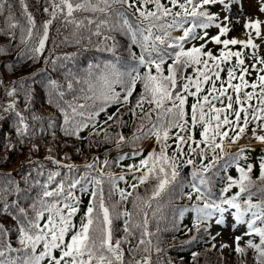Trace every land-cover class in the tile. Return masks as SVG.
Here are the masks:
<instances>
[{"label": "snow or ice", "instance_id": "6c2138e0", "mask_svg": "<svg viewBox=\"0 0 264 264\" xmlns=\"http://www.w3.org/2000/svg\"><path fill=\"white\" fill-rule=\"evenodd\" d=\"M49 3L51 18L43 21V34L38 35L35 47L30 49L34 57L44 50L49 25L58 16L76 29L85 21L89 25L93 23L91 16L77 18V12L114 16L115 23L100 20L94 34L100 36L104 25L109 32H123L130 40L123 49L127 55H120L115 37L103 35V47L100 44L95 47L98 52L110 53L111 58L97 59L95 63L90 60L78 74L69 73L83 85L80 92L86 103L65 102L71 108L72 117L66 107L56 104L64 119L60 130L66 136L79 139L81 129L91 124L89 135H99L105 128L122 127L121 117L125 112L146 124L138 123L127 137L116 132L114 137L105 133L101 138L114 140L118 150L131 145V157L124 153L113 161L122 169L119 174L101 169L98 177L82 184L86 171L81 174V180L73 179L67 187L63 179L51 187L59 171L50 170L43 183L32 180L40 189L33 193L31 187L20 186L21 183L29 185L27 173L17 180L12 170L0 172V264H150L148 255L137 259L136 252L141 245H147L143 252L162 251L145 237L155 234L149 232V213L158 219L160 199L168 195L187 201L173 206V228L186 212L191 213L193 235L184 243L195 240V233L202 229L207 232L213 222L225 226L226 217L230 216L233 218L231 229L239 225L246 228L233 237L235 251L244 253L251 249L255 264H264V20L242 15V5L237 9L240 15H234L231 6L240 4V0H49ZM217 5L220 12L210 11ZM5 6L9 9L5 16L7 28L15 29L18 22L13 18L11 3L0 0V13ZM22 7L28 27L20 28V39L27 42L33 35L35 21L27 6ZM127 9H134L131 18ZM43 11L48 13L49 7ZM259 11L264 14V0H260ZM210 27L216 28L215 34L209 35ZM176 30L181 34L173 35ZM234 31L238 35H229ZM0 33L9 38L7 46H0V55H6L16 36L13 31L3 29ZM210 42L216 46L215 51L207 47ZM133 44L139 54L131 50ZM75 55L66 53L65 57ZM44 59L47 61L49 57ZM5 63L11 70V62ZM72 86L70 80L68 88ZM5 92L12 96L16 89L6 88ZM59 95L62 97L63 93ZM30 99L26 94L25 100ZM49 103L54 101L50 99ZM110 105L117 107L109 114ZM28 107L25 103V109ZM78 108L81 111L77 112ZM85 109L86 120L74 119L77 115L84 117ZM4 110L15 114L11 127L19 138L18 143L23 144L25 137H35L37 131H45L43 126L38 130L30 127L27 117L16 109L15 100L8 101ZM100 113L105 114V120L98 121ZM31 119L42 118L33 114ZM47 123L49 129L54 128L52 119ZM3 135V147L15 151L12 133ZM245 138L260 146V155L252 157L256 144L241 143ZM146 139L152 141L147 151L143 146ZM234 146L236 150L232 151ZM39 147L33 143L29 151ZM47 159L54 165H62L54 157ZM127 159L133 162L121 163ZM94 163H99L96 156L83 167L90 170ZM103 164L107 166L110 162L105 159ZM62 166L69 170L77 168L75 164ZM186 166L190 168L187 177L182 171ZM43 167L41 164L36 171L43 174ZM254 167H258L255 179ZM230 168H234L236 175L228 174ZM103 178L109 182L111 203L105 199ZM216 179L220 182L218 189ZM118 181H123L125 187H119ZM77 185L81 192L89 189L91 192L82 210L80 198L74 195ZM139 188H144L143 194ZM233 188L235 191L230 193ZM112 193H118L119 199L112 201ZM255 195L259 198L254 200ZM129 198L131 209L118 207ZM116 219H122L119 228L114 223ZM137 230L140 238L133 244ZM185 230H189L188 226ZM117 231L122 234L115 236ZM243 236L248 239L241 245ZM253 236L258 237V242ZM13 240L19 247H13ZM124 245H131L127 248V261ZM220 247L228 245L222 243ZM198 255L191 253L193 260ZM167 264H172L170 259Z\"/></svg>", "mask_w": 264, "mask_h": 264}, {"label": "trees", "instance_id": "16d2710c", "mask_svg": "<svg viewBox=\"0 0 264 264\" xmlns=\"http://www.w3.org/2000/svg\"><path fill=\"white\" fill-rule=\"evenodd\" d=\"M11 3V12L13 18L18 22V26L15 29L7 28L5 22V16H7L9 9L7 6L4 8V12L0 13V29L5 31H13L16 39L11 41V47L6 55H0V172H7L12 170V176L19 180L20 177L24 176L26 173L29 175V185L26 186L23 183L20 184L21 188L31 187L33 193L40 191L37 185L32 184V180H39L43 183L47 179L48 172L50 170H58L59 176L56 177L51 187H55L56 183L60 180H65V187L68 183H71L73 179L81 180V174L86 171L88 174L82 179V184H88L92 178L98 177L100 172L98 171V165H102L103 161L107 159L110 165H104L103 171L105 173L112 172L119 174L122 169L121 167L114 163L113 161L118 159L119 155L127 153L131 157V145H124L121 149H117L114 144L115 141H104L101 138L105 133L111 136H115L116 132L123 133L126 137L130 136L134 129L137 128L138 123H145V121L134 120L131 113L125 112L121 117L124 125L122 127H110L105 128V132L99 133V135L93 134L89 135L91 132V124L88 128L81 129L80 138L76 136H66L63 131L60 130V125L64 124L63 114L60 112L56 104L61 107H66L70 117L73 116L71 108L67 107V104H81L86 103L83 99V93L80 92V88L83 87L75 81L73 75L69 73L78 74L82 69H85L88 62L91 60L93 63L97 59L111 58L110 53L98 52L95 45L100 44L103 47L102 36L111 35L115 37L118 47L121 49L120 55H127L126 49L130 43L129 37L124 35L120 31H108V28L104 25L101 26V35H95L96 24L103 19H107L109 23H115L114 16H106L104 13H91V12H77L75 13L77 18L84 16H91L93 18V23L89 25L86 21L83 26L76 29V26L69 24L63 20L61 16L52 20L49 25L48 37L45 41L44 50L37 56H33L30 51L31 48L35 47L38 40V35L43 34V21L45 19L51 18V8L49 0H7ZM22 5L27 6V12H30L34 18L35 24L33 26V35L29 37L28 41L25 42L20 39L21 31L20 28L28 27L26 15L24 14L25 9ZM44 7H49V12L45 13L43 11ZM119 7V6H116ZM210 11L220 12L218 6L212 7ZM127 14L131 18V14L134 9H127ZM264 16V14H262ZM10 23V22H9ZM177 31V30H176ZM176 31L173 35L181 34L180 31L177 34ZM197 31H200L197 29ZM209 35L215 34L217 31L215 27H210L208 30ZM75 33V34H74ZM27 35V33H24ZM79 40V43L75 41ZM9 38L0 33V46H7ZM201 41H193V43H200ZM109 44L112 41H108ZM208 48H212L215 51L216 46L211 42L207 45ZM131 50L139 54V49L133 44ZM235 50V49H234ZM23 52V56L18 54ZM66 53H76L75 56L66 58ZM45 57H49L45 61ZM53 57L55 59H53ZM5 61L11 62V70ZM72 81V88H68V82ZM51 81H55L56 84L53 85ZM6 88H15L16 92L12 96H8L5 92ZM136 91H139L137 88ZM63 93L61 97L59 94ZM29 95L30 100H25V96ZM54 101V103H49V100ZM16 101V109L21 111L25 117H27V122L30 127L34 130L40 129L42 126L45 131H37L35 137H25L24 143H18V139L15 136L14 130L11 127L15 120V114L13 112H5V107L8 101ZM67 102V104H65ZM25 103L29 104V107L25 109ZM88 106L91 107V102H87ZM116 105H110L107 112L110 114L115 111ZM147 108V105L144 106ZM81 109H77V112ZM85 111V116H75L76 120H86L87 119V109ZM121 111H124L123 109ZM35 114L38 119L33 121L31 116ZM140 112L137 110V117H139ZM153 118L154 115H153ZM52 119L54 123V128H48V120ZM98 121L105 120V114L100 113L98 116ZM111 124V121L107 122ZM104 127V125H100ZM99 132V128L97 129ZM4 132L12 133L11 143L16 144L15 151L7 150L3 147L5 137ZM55 133L53 135L52 133ZM147 140V139H146ZM145 140V141H146ZM144 141V142H145ZM143 142V143H144ZM33 143L39 144L38 150L29 151ZM152 142L149 148H151ZM147 148L145 151H147ZM107 150V154H105ZM233 151V150H232ZM261 154L260 146H256L255 150L251 153L252 157ZM54 157L61 162H67L66 164H75L77 168L69 170L62 165H54L50 159L47 157ZM93 156H96L99 163H94L92 169L86 170L83 165L87 162L93 160ZM5 157L8 159L6 160ZM133 162L132 159H127L121 161V163ZM43 165L42 173L36 171ZM183 174L187 177V173L190 171L189 167L183 168ZM67 174V175H65ZM228 174L236 175L234 168H230ZM223 173L221 172V176ZM258 175V167L253 169V179ZM104 179L103 189L105 194L106 202L109 196V182L106 178ZM126 179L131 178L126 176ZM119 187H125L123 181H118ZM215 187L218 189L220 187V182L218 179L214 180ZM259 184V181H257ZM187 188H185V191ZM138 191L143 194L144 188H139ZM235 191V188L230 190V193ZM255 191V189H253ZM229 193V194H230ZM90 189L87 192L80 191V185L74 189V195L78 196L81 200L80 208L81 210L87 206V201L90 196ZM254 200L258 199L259 196L255 195L252 197ZM119 194L112 193V201L118 200ZM162 207L158 212V219L153 218L151 212L149 213V232L155 233L150 237H145V239H151L153 245L160 247L161 252L157 253L154 250L149 252H143L142 249L147 245H141L140 249L136 252V258L140 259L143 255H148L150 257V264H157V262H163L167 264L169 259L172 264H255L254 254L251 249H248L244 253H237L234 249L222 252L219 248L213 247L214 243L210 238L208 232L203 229L195 233L196 239L190 241L189 243H184L188 241L189 237L193 235L191 229V213L186 212L184 217L177 223V226L173 228V206L182 205L187 203L185 199H174L171 195L162 197L160 199ZM119 208L131 209V198L129 200L118 206ZM78 222L79 216L75 218ZM117 228L122 224V219H116L114 221ZM185 226H188V231L185 230ZM122 233L117 231L114 233L115 236H119ZM140 234L139 230L136 233V240L132 243L135 244L139 240ZM256 242H258V237H252ZM131 245H124L126 249L125 260L129 259L127 255V248ZM13 247H19L13 240ZM39 247V246H38ZM197 252L199 255L193 260L191 253ZM13 255H18L13 253Z\"/></svg>", "mask_w": 264, "mask_h": 264}, {"label": "rangeland", "instance_id": "374dc122", "mask_svg": "<svg viewBox=\"0 0 264 264\" xmlns=\"http://www.w3.org/2000/svg\"><path fill=\"white\" fill-rule=\"evenodd\" d=\"M259 0H240V4H233L232 7V12L234 15H240V13L237 12V9L242 5L243 7V14L244 16L251 15L252 17L259 18L264 20V16L262 13L259 11ZM219 8L220 6L217 5ZM237 29H239V25H237ZM229 35H238V31L230 32ZM259 43V41H257ZM249 140L247 138L241 140V143H246ZM250 143V142H248ZM252 144H256V142H251ZM149 143L145 145L148 146ZM233 149H236L235 146ZM227 224L225 226H219L216 225L214 222L212 223L211 227L209 228L208 232L211 235V238L214 242V245L219 248L222 252L226 253L227 251L235 248V242L233 239H225L222 235L223 232H235V235H240L241 233L246 231V228L244 225H239L235 230L231 229L229 226L233 222V218L228 216L226 217ZM218 233V234H217ZM245 239H248L247 236H243L240 243L243 245V241ZM227 244L228 247L221 248V244Z\"/></svg>", "mask_w": 264, "mask_h": 264}, {"label": "bare ground", "instance_id": "6f19581e", "mask_svg": "<svg viewBox=\"0 0 264 264\" xmlns=\"http://www.w3.org/2000/svg\"><path fill=\"white\" fill-rule=\"evenodd\" d=\"M234 235H235V232L231 231V232H223L221 236H223L225 239L231 240V239H233Z\"/></svg>", "mask_w": 264, "mask_h": 264}]
</instances>
